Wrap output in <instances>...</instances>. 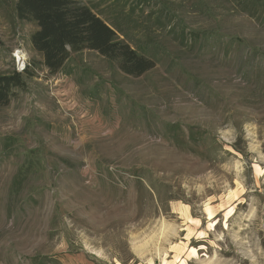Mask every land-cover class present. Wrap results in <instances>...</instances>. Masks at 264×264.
<instances>
[{
  "label": "rangeland",
  "instance_id": "374dc122",
  "mask_svg": "<svg viewBox=\"0 0 264 264\" xmlns=\"http://www.w3.org/2000/svg\"><path fill=\"white\" fill-rule=\"evenodd\" d=\"M15 2L0 264H264V0L78 1L154 61L139 77L88 49L50 73Z\"/></svg>",
  "mask_w": 264,
  "mask_h": 264
},
{
  "label": "trees",
  "instance_id": "16d2710c",
  "mask_svg": "<svg viewBox=\"0 0 264 264\" xmlns=\"http://www.w3.org/2000/svg\"><path fill=\"white\" fill-rule=\"evenodd\" d=\"M80 0H16L19 20L32 22L36 30L30 36L33 50L42 64L54 74L62 69L71 53L88 49L110 61H116L126 75L139 77L151 70L153 60L139 54L117 37L116 32ZM21 73L0 74V108L7 106L13 90H23Z\"/></svg>",
  "mask_w": 264,
  "mask_h": 264
},
{
  "label": "bare ground",
  "instance_id": "6f19581e",
  "mask_svg": "<svg viewBox=\"0 0 264 264\" xmlns=\"http://www.w3.org/2000/svg\"><path fill=\"white\" fill-rule=\"evenodd\" d=\"M15 56H16V59L18 61V66L23 67L24 62L20 64V61L21 60H24L25 59V56L21 52H16Z\"/></svg>",
  "mask_w": 264,
  "mask_h": 264
}]
</instances>
